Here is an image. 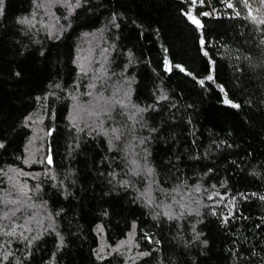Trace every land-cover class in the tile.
I'll use <instances>...</instances> for the list:
<instances>
[{"label": "trees", "instance_id": "obj_1", "mask_svg": "<svg viewBox=\"0 0 264 264\" xmlns=\"http://www.w3.org/2000/svg\"><path fill=\"white\" fill-rule=\"evenodd\" d=\"M0 145V264H264V23L0 0Z\"/></svg>", "mask_w": 264, "mask_h": 264}, {"label": "built area", "instance_id": "obj_2", "mask_svg": "<svg viewBox=\"0 0 264 264\" xmlns=\"http://www.w3.org/2000/svg\"><path fill=\"white\" fill-rule=\"evenodd\" d=\"M229 3L233 7H227ZM195 7L201 9L203 13H208L204 16L209 18H242L244 15H249L253 19L264 21V0H247V5L244 0H203V2L195 0Z\"/></svg>", "mask_w": 264, "mask_h": 264}, {"label": "snow or ice", "instance_id": "obj_3", "mask_svg": "<svg viewBox=\"0 0 264 264\" xmlns=\"http://www.w3.org/2000/svg\"><path fill=\"white\" fill-rule=\"evenodd\" d=\"M193 2L195 3V0H193ZM201 2H203V0H201ZM244 2H245V4L247 5V0H244ZM227 7L231 8V7H233V5H232L231 3H229V4L227 5ZM237 14H238V13H237ZM203 15H208V13H203ZM189 19H191L192 22H193L194 24H196L198 27H201L199 21H198L195 17L189 15ZM260 22H261V23H264V21H260ZM201 43L203 44V41H201ZM205 55H207V52H205ZM181 70H183V69H181ZM207 79L211 80V79H213V77L210 75V76L207 77ZM200 83L203 84L204 81L202 80V81H200ZM221 90H223V89H221ZM224 102H225L226 104H230V105H231L232 107H234V108H239V107H240V105L232 103V102H231L230 100H228L227 98H225V101H224ZM0 146H2V145H0ZM49 163H51V159H50V158H49Z\"/></svg>", "mask_w": 264, "mask_h": 264}, {"label": "water", "instance_id": "obj_4", "mask_svg": "<svg viewBox=\"0 0 264 264\" xmlns=\"http://www.w3.org/2000/svg\"><path fill=\"white\" fill-rule=\"evenodd\" d=\"M194 7V6H193Z\"/></svg>", "mask_w": 264, "mask_h": 264}]
</instances>
